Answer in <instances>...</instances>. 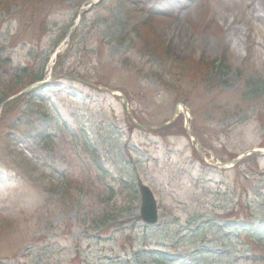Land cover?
<instances>
[{"label": "rangeland", "instance_id": "374dc122", "mask_svg": "<svg viewBox=\"0 0 264 264\" xmlns=\"http://www.w3.org/2000/svg\"><path fill=\"white\" fill-rule=\"evenodd\" d=\"M47 1L41 23L0 0L2 77L42 75L51 98L0 122V264H264V155L231 167L264 149V0H167L146 22L140 0ZM153 33L206 76L174 85L142 47ZM64 75L123 93L141 124L179 101L189 113L139 130L121 97ZM141 185L156 225L141 220Z\"/></svg>", "mask_w": 264, "mask_h": 264}, {"label": "trees", "instance_id": "16d2710c", "mask_svg": "<svg viewBox=\"0 0 264 264\" xmlns=\"http://www.w3.org/2000/svg\"><path fill=\"white\" fill-rule=\"evenodd\" d=\"M45 1L47 3L46 6L43 4ZM140 1L141 6L149 7L147 9L145 8V11L148 15V17H146L147 19L145 20V22L149 19H153L156 16L155 10L161 9L167 2V0H154L153 3H151L149 0ZM5 3L7 5L11 4L15 6H20L22 9L20 16L22 15V17H25V14H27L29 19H32L33 21L37 19L38 21H41V23L45 22L44 16H47V11L50 7L49 1L47 0H5ZM140 35L142 34L140 33ZM151 37V42L148 39H142V47L148 50H153L157 60L160 61V63L163 64L164 67L169 68V73L176 74L180 77L178 83H173L174 85H183L182 82L184 81L196 83L197 80H201L203 79L202 77L206 76L207 73L204 75L202 71L203 66H205L202 59H194L193 57H184L177 59L176 57L170 54V49L168 48V46L165 45L162 41H159L158 35L156 33H153ZM147 44H149V46H147ZM5 55L6 49L4 48V46L0 45V72L4 69L6 65ZM215 63L216 62L214 61L207 62V65L211 66L209 67L210 70L215 68ZM24 75L26 74L24 73V71H22L18 74H15V77L13 79L10 78L9 80H7L6 78L5 80L0 73V105L6 100H8L10 97H15V95L18 94L25 87H28L36 82L43 80L42 75L35 76V78L30 77V75L29 77H26ZM56 77H58V74H56ZM26 79H28L27 83ZM43 91L44 86H40L37 88L35 87L25 93L22 97L6 104L1 111L0 122L3 121L8 115H10L14 110L18 109L22 103H31L28 104V106H37V103L50 102L51 98L43 94ZM177 125V121H175L174 127ZM169 129L166 130L170 131ZM99 168L101 169V166H99ZM246 223L248 226L252 227V222L250 220H247Z\"/></svg>", "mask_w": 264, "mask_h": 264}, {"label": "water", "instance_id": "95a60500", "mask_svg": "<svg viewBox=\"0 0 264 264\" xmlns=\"http://www.w3.org/2000/svg\"><path fill=\"white\" fill-rule=\"evenodd\" d=\"M64 78L66 79H69L71 81H77V82H80L81 84H84L86 86H89V87H92L94 89H97L98 90H101V91H104L106 93L109 92V94H112V95H115L116 92L109 89V88H103V87H100L98 86V84H94V83H91V82H86V80L82 79V78H79V77H74V76H65ZM47 81H44V82H39V83H36L28 88H26L24 91H22L21 93L17 94L15 97H12L10 98L9 100H7L6 102H4L1 106H0V111L2 109V107L8 103L9 101L11 100H14L18 97H21L24 93H26L27 91H29L30 89H32L33 87H37V86H40V85H43V84H46ZM119 96L123 99L124 101V107H125V110H126V118H129L130 120V124L132 126H134L135 128L139 129V130H162L166 127H169L170 125L173 124V122L175 121V119L178 117L180 111L178 109V105L181 106L182 108V112L183 114L186 116L187 113H189V110L187 109V107L184 105V103L182 101L178 102V104L175 105L174 107V111H173V115H172V118H170L166 123L162 124V125H142V124H139L137 122L134 121L133 117H132V113L130 112L129 110V106H128V102H127V99L126 97L124 96V94L122 93H118ZM184 130L187 134V136L195 143L196 145V149L199 151V152H202L204 150V148L200 145L199 141L197 140L194 132L192 131L193 129H191L188 124L186 123L185 124V127H184ZM254 153H257V154H261V155H264V150H260V149H255V150H250L249 152L247 153H243L242 155H240L239 157H237L236 159H234L232 162H231V166H234L238 161H240L241 159H243L244 157L246 156H249L251 154H254ZM220 167H225L224 164H218ZM139 194H140V198H141V205H140V217H141V220L145 223V225H148V226H151V225H155L157 222H158V211H157V204H156V200L154 198V195L151 191V189L145 185H141L140 188H139Z\"/></svg>", "mask_w": 264, "mask_h": 264}, {"label": "bare ground", "instance_id": "6f19581e", "mask_svg": "<svg viewBox=\"0 0 264 264\" xmlns=\"http://www.w3.org/2000/svg\"><path fill=\"white\" fill-rule=\"evenodd\" d=\"M179 110H182L181 106L178 107Z\"/></svg>", "mask_w": 264, "mask_h": 264}]
</instances>
